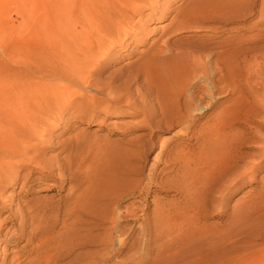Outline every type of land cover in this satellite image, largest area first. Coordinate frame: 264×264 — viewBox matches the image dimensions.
<instances>
[{
  "label": "rangeland",
  "instance_id": "374dc122",
  "mask_svg": "<svg viewBox=\"0 0 264 264\" xmlns=\"http://www.w3.org/2000/svg\"><path fill=\"white\" fill-rule=\"evenodd\" d=\"M192 1L0 0V264L44 261L24 235L65 225L59 264H264V0L179 24ZM164 41L202 61L179 117L151 69Z\"/></svg>",
  "mask_w": 264,
  "mask_h": 264
},
{
  "label": "bare ground",
  "instance_id": "6f19581e",
  "mask_svg": "<svg viewBox=\"0 0 264 264\" xmlns=\"http://www.w3.org/2000/svg\"><path fill=\"white\" fill-rule=\"evenodd\" d=\"M192 1V0H191ZM91 2V1H90ZM93 3V2H92ZM139 3V2H138ZM187 4V3H186ZM249 4H250V1L249 0H195V1H192L190 2V4L188 5V8H184V7H181L184 8L181 13H180V16H181V19L182 20L179 24H184V23H189V24H192V23H196V22H202L204 21L205 19H220V20H231L232 18H236V17H240L241 13L244 14L245 11L248 10L249 8ZM89 5V3H88ZM139 5V4H138ZM96 6V5H95ZM186 7V6H185ZM71 8V7H70ZM68 9V8H67ZM73 9V8H72ZM79 10V8H76ZM106 10V9H105ZM81 11V10H80ZM89 12V11H88ZM92 12V11H91ZM86 13V12H85ZM165 13V12H164ZM70 14V13H69ZM110 14V13H109ZM179 14V13H178ZM242 14V15H243ZM71 15V14H70ZM177 15V14H176ZM71 17V16H70ZM84 17V16H83ZM89 17V16H88ZM91 17V16H90ZM180 18V17H179ZM86 19V18H85ZM178 19V18H177ZM226 20V21H227ZM87 22V21H86ZM84 22V23H86ZM125 23V22H124ZM84 26V25H83ZM185 26V25H183ZM187 26V25H186ZM91 27V25H90ZM122 27V26H121ZM121 29V28H120ZM165 29V28H164ZM98 30V29H97ZM167 30V29H166ZM170 30V29H169ZM96 32V31H95ZM171 32V31H170ZM239 40V39H238ZM237 41V40H236ZM168 42V41H167ZM170 44V43H169ZM174 46L171 47V45H168L165 41L160 44V46L158 45V47L155 49L154 51V55L152 56V58H154L152 60V67L151 68L153 70V74H154V77L158 82H160L161 84L165 85L167 88L169 89H172L173 90V95L171 96V105L170 107L172 108V112L174 113V115H176L177 113H179V110H178V98H179V93L186 90L188 85H189V79L193 76V72H192V69H194L196 66L197 67V64L200 62L201 60V57L200 56H196L195 58H198L200 60H198V63L195 62V60L193 61V52L191 51L192 48H173ZM235 48V47H234ZM233 48V50H234ZM239 51L241 52L240 50H238L237 48H235V51ZM225 55L223 53L219 54V58H221V60L226 56V54L228 53V51H225ZM231 52V51H230ZM239 52H235V57H237V54ZM222 54L224 55V57H222ZM232 54V53H231ZM221 55V56H220ZM229 56V54H228ZM234 56V55H233ZM232 56V57H233ZM193 57V58H192ZM231 57V58H232ZM218 58V59H219ZM196 64H195V63ZM202 62V61H201ZM200 62V64H201ZM199 65V64H198ZM203 65V63H202ZM200 66V65H199ZM204 66V65H203ZM194 67V68H193ZM196 69V68H195ZM203 69V68H202ZM197 73V72H196ZM196 89V88H195ZM194 89V90H195ZM177 90V91H176ZM149 91H147L148 93ZM172 92V91H171ZM195 92L191 91L190 94H188L187 96V99L184 101V111L188 112L189 109V105L191 104L192 102V99H193V95H194ZM15 95V94H14ZM7 96V95H6ZM27 98V97H26ZM22 102V101H21ZM3 103V102H2ZM5 103V102H4ZM20 104V103H19ZM16 105V104H15ZM18 105V104H17ZM9 106V105H8ZM26 107V106H25ZM180 107V106H179ZM191 107V105H190ZM189 108V109H188ZM188 109V110H187ZM154 112V111H153ZM16 113V112H15ZM176 113V114H175ZM171 114V113H170ZM172 115V114H171ZM177 116L179 117V115L177 114ZM37 119V118H36ZM14 121V120H13ZM30 121V120H28ZM27 121V122H28ZM29 125V124H28ZM34 125V124H33ZM27 129V128H26ZM30 129V127H29ZM3 129H0V146H5L4 144L7 143V139H9L10 135L9 133H6V132H3L1 131ZM16 130V129H15ZM19 130V129H17ZM34 130V129H33ZM32 130V131H33ZM31 134V133H30ZM32 135H34L32 133ZM37 136V135H36ZM38 136H40L38 134ZM43 136V135H42ZM24 138V137H23ZM41 138V137H40ZM1 153V152H0ZM16 153V152H15ZM23 155V153H20V156ZM4 156V155H3ZM22 157V156H21ZM2 161V160H1ZM7 161V160H6ZM5 161V162H6ZM20 161V166H22L24 164L23 160H19ZM28 163L29 164H32L34 163L33 166L35 167H41L40 169L44 172H48V168L46 165H40L39 163H37V161L35 160V157H28ZM18 162V161H17ZM44 164V163H43ZM13 170V169H12ZM7 171V170H6ZM10 171V170H9ZM7 175V174H5ZM44 175V174H43ZM48 177V174H45L44 177ZM5 177V176H4ZM2 175H0V183L2 182L3 178H4ZM7 178V177H6ZM94 178V177H93ZM92 180V179H91ZM6 181V180H5ZM97 181V180H96ZM91 182V181H90ZM96 183V182H94ZM95 185V184H94ZM0 188H1V185H0ZM82 192V191H81ZM80 192V193H81ZM79 195V194H78ZM77 195V196H78ZM87 195V194H86ZM80 196V195H79ZM92 197V196H91ZM90 197V198H91ZM93 199V198H92ZM76 202L78 200V202L76 204H78L79 208L81 210L79 211H82V205L79 203V200H80V197L75 199ZM87 200V199H85ZM88 200L90 201L91 199L88 198ZM95 200V199H94ZM93 200V201H94ZM97 200L98 197H97ZM8 201V196L4 195V193L1 192V189H0V209H2V204L7 202ZM87 203H89L87 201ZM86 204V203H85ZM4 205V204H3ZM76 206V205H75ZM87 206V205H86ZM8 207V206H7ZM89 213V211H84L82 213ZM91 212V211H90ZM76 217L75 219H78V214H74ZM93 215V214H91ZM74 217V216H73ZM74 219V218H73ZM80 219V218H79ZM79 223L81 222L80 220L78 221ZM77 222V223H78ZM84 224L86 223L84 220H83ZM81 222V223H83ZM89 223V222H88ZM92 223V222H91ZM83 224V225H84ZM78 225V228L80 226L79 229H81V226L80 224H77ZM76 225V226H77ZM92 225V224H91ZM90 225V226H91ZM65 230L64 232L61 234V235H58L56 238L55 237H51L49 236V238L46 239V236H41V234L43 233V231H40L38 229H33L29 232V234H25V238H26V241H25V244L28 245L29 243H33L34 241H38V245H34L32 247V250H36V255L34 257H37L39 256L41 253H43L44 251H50L52 252L51 253V256L52 254L54 255L55 257V254L59 251H62L61 249H63L64 251L62 252H58L57 253V256L56 257H63V256H67L70 254L71 250L73 249L74 246L77 245V243L79 244L80 241L79 238L76 239L77 242H74V240L72 241H68V238L69 236L73 235L76 232H75V229L76 228L75 226H73V229H71V234L69 232H67V225L64 226ZM90 230H91V227H89ZM79 229H76L77 231ZM223 229V227H222ZM107 230V228H106ZM111 229H108V231H110ZM73 232V234H72ZM90 232V231H89ZM220 232H221V229H220ZM1 233V232H0ZM79 233V232H78ZM105 233H108L107 231ZM216 233V232H215ZM220 234V233H219ZM108 235V234H107ZM110 235V234H109ZM216 235V234H215ZM74 236V235H73ZM79 236V235H78ZM78 236H75V238H77ZM217 236V235H216ZM72 237V236H71ZM70 237V238H71ZM80 237V236H79ZM69 238V239H70ZM74 238V237H73ZM86 238V237H85ZM96 239V238H95ZM102 239V238H101ZM82 240V238L80 239ZM104 240V239H103ZM58 242L56 245H52L56 242ZM111 242V241H110ZM107 245V244H106ZM105 246V245H104ZM25 247V245H24ZM77 247V246H76ZM96 247V246H95ZM106 247V246H105ZM61 248V249H59ZM75 248V247H74ZM90 250V249H89ZM88 250V251H89ZM80 251H83V250H79L78 252ZM76 253L72 255V258L70 259V261L68 262H77L79 259L78 258H81L80 257V254L79 253ZM86 253V251H83ZM98 252V250H97ZM73 253V252H72ZM84 253V256L87 255ZM89 254L91 255V251L89 252ZM83 255V253H82ZM97 255V254H95ZM51 256L49 255L46 259H44V261H39L36 259H33L34 263L33 264H46L49 262V264H59L58 261L56 260H52ZM55 257V258H56ZM16 258L18 257H14L12 260L15 261L17 260ZM51 258V259H50ZM89 258V257H88ZM93 256L91 258V262L93 261ZM83 260H81L82 262ZM13 263V262H12ZM88 264H90L89 262H87ZM80 264V263H79Z\"/></svg>",
  "mask_w": 264,
  "mask_h": 264
}]
</instances>
